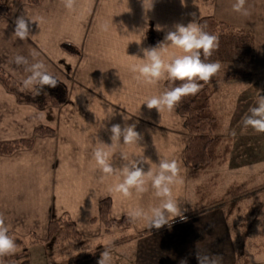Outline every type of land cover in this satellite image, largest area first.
I'll return each instance as SVG.
<instances>
[{
	"label": "crops",
	"instance_id": "0c3cea01",
	"mask_svg": "<svg viewBox=\"0 0 264 264\" xmlns=\"http://www.w3.org/2000/svg\"><path fill=\"white\" fill-rule=\"evenodd\" d=\"M229 4V0H153L151 9L146 10L142 0H76L70 12L62 0H41L39 4L18 5L12 17L0 16V68L22 84L29 73L12 59L20 54L31 60L30 53L35 50L68 90L65 105L40 109L19 102L0 82V142L35 140L32 148L0 155V215L10 233L46 239L49 222L68 214L88 241L96 238L105 245L113 264L118 260L124 264H180L184 258L188 264H197L196 252L219 256L220 264H235L233 216L227 219L225 211L217 208L178 220L197 202V182L191 179L183 158L189 139L185 117L177 107L161 113L148 109L143 104L145 98L169 89L167 79L146 85L128 67L143 59L141 49L163 42L176 24L186 26L205 16L229 24L227 16L237 14ZM246 7L248 16L260 17V0H247ZM21 15L43 18L39 24L31 23V36L23 41L13 35L14 21ZM234 16L231 28L237 20ZM104 22L110 23L108 31L101 30ZM248 25L246 28H253ZM150 35L156 37V43ZM63 43L72 44L81 54L67 52ZM169 52L182 54L174 48ZM109 109L115 112L111 119L106 117ZM133 123L142 140L106 150L117 167L125 163L122 155L129 159L144 156L151 160L150 165H143L145 171L151 167L154 173L159 159L177 160L183 183L173 187V196L182 216L170 217V226L160 229L131 220L126 229L104 233L99 219L102 199H110V217L116 220L129 217L133 208L147 210L160 203L150 182L148 191L140 195L133 192L125 198L111 191L123 177L103 174L94 161L93 152L100 142L111 146L109 129L113 124L123 128ZM38 126L50 127L55 134L36 136ZM92 262L98 264V260Z\"/></svg>",
	"mask_w": 264,
	"mask_h": 264
},
{
	"label": "clouds",
	"instance_id": "9594fccd",
	"mask_svg": "<svg viewBox=\"0 0 264 264\" xmlns=\"http://www.w3.org/2000/svg\"><path fill=\"white\" fill-rule=\"evenodd\" d=\"M146 10L151 9L153 0H142ZM247 0H235L232 4L234 12L248 16L250 12L246 7ZM63 6L68 11H73L76 0H62ZM195 16V14H193ZM43 21L42 17L29 18L21 15L14 21L15 28L13 35L23 41L31 36V23ZM112 23V22H111ZM102 31H108L109 22L101 24ZM206 25L193 21L186 26L176 24L175 29L167 32L164 41L155 47L141 49L143 59L135 55L140 62L130 64L129 71L135 74L138 81L146 85H157L161 80L167 79L175 84L164 92L146 97L143 104L148 109H156L159 113L173 111L184 97L195 95L202 87L201 83H208L215 76L220 68L219 62H206L213 52L219 47V39L216 35L207 32ZM139 43V42H138ZM169 48L181 50V55L169 52ZM39 52L33 50L30 53L31 60L20 54H16L12 62L17 66H23L24 71L29 75L22 81V90L33 91L35 95H40L45 86L57 87L58 79L52 75L45 63L39 60ZM203 55V59H202ZM115 115L113 109H109L107 118L111 119ZM125 121L129 118L123 117ZM103 126V125H102ZM243 127L251 128L256 133H264V95H260L256 106L249 109V115L243 119ZM112 141L111 146L100 142L95 148L93 158L98 168L105 175L119 174L122 181L112 186L111 191L121 194L123 197H131L133 192L137 195L148 191L150 182L154 195L160 198L158 206L149 209L136 207L129 211L128 215L132 221H144L149 229H160L165 225L170 226V217L173 219L182 216L180 204L173 196V187L183 183L180 177V165L175 159H159L158 171L153 172L151 167L145 171L144 164L151 163L146 157L129 159L123 156V163L119 167L115 166L111 157L112 153L107 148H114L120 144L135 145L142 140V135L136 131V124H126L123 128L120 124H113L109 129ZM235 135L233 131L231 133ZM121 138L123 143H121ZM17 244L3 215H0V258L15 254ZM197 264H220L219 256L195 253ZM98 264H113V257L109 250L101 253ZM180 264H188L187 258L181 259Z\"/></svg>",
	"mask_w": 264,
	"mask_h": 264
},
{
	"label": "trees",
	"instance_id": "16d2710c",
	"mask_svg": "<svg viewBox=\"0 0 264 264\" xmlns=\"http://www.w3.org/2000/svg\"><path fill=\"white\" fill-rule=\"evenodd\" d=\"M41 0H14V3L9 5L4 0H0V16L12 17L15 8L22 3L39 4ZM200 24L206 25V31L214 34L219 39V47L206 62H216L217 55H221L227 48L233 44L234 31L231 26L224 21L217 19L214 16L202 17ZM150 40L156 43V37L150 35ZM62 48L73 55H80V51L70 43H63ZM203 59V55H202ZM252 74L245 71H237L231 75H227L222 79L212 78L208 83H201L202 87L195 95L184 97L177 106L178 112L185 117V124L189 131V139L186 148L183 152V158L189 168L190 177L198 179L203 172L214 169L218 165H222L227 161L228 154L231 151L230 145L220 134L222 129V122L218 112L212 104V97L219 88V83H231L241 80H250ZM0 82L4 87L14 93L21 103H28L43 109L49 106H63L68 102V90L66 86L58 80L57 87L50 88L45 86L40 95H35L33 91L22 90V84L13 76L0 68ZM169 80L166 85L171 88L178 85ZM55 130L46 127L38 126L35 129L36 136L54 135ZM34 138L20 139L15 141L0 142V155H11L17 150L23 148H32L34 145ZM215 181H209L197 185L196 194L197 202L195 207L190 208L188 212L180 217L182 220L190 217L196 212H205L211 209H223L225 216L230 219L239 209V203L242 199H252L260 195L264 189V183L250 187L247 183H242L235 186H230L223 197H217L211 190V185ZM210 190V191H209ZM109 198L100 201V216L99 219L104 228V233H109L113 227L128 228L132 221L129 217H124L120 220L112 219L110 217ZM260 205L256 204L250 207L249 214L254 215ZM251 216L245 215V224ZM95 221V219H94ZM248 227L242 233V240L237 243V256L235 264H250V258L245 248V242L249 236ZM14 236H13V235ZM19 245L23 242V238L10 233ZM89 243L88 238L82 235L76 228L75 223L71 220L68 214H64L57 220H52L48 224V235L45 239V248L48 255H53L57 249H69L72 246L82 247L85 243ZM105 245L97 244L92 251L84 254L81 258L99 259ZM25 250L17 252L12 255L4 256L2 264H30ZM78 258H72L71 261H63L60 264H72Z\"/></svg>",
	"mask_w": 264,
	"mask_h": 264
},
{
	"label": "rangeland",
	"instance_id": "374dc122",
	"mask_svg": "<svg viewBox=\"0 0 264 264\" xmlns=\"http://www.w3.org/2000/svg\"><path fill=\"white\" fill-rule=\"evenodd\" d=\"M4 1L9 5L14 3V0ZM229 2L230 6L235 0H229ZM260 3L262 6L259 9V12L261 10L260 17H245L238 13L235 16H227L226 20H229V24L232 22L230 21L232 16L237 19L232 28L234 31L233 44L216 57V62L221 64V68L212 77L214 79H222L237 71L252 74L250 80L219 83V88L212 97V104L222 122L220 134L230 145L231 151L224 164L203 172L196 182L197 185H200L215 181L211 185V190L217 197H223L230 186L245 182L252 187L264 183V133H256L251 128L243 127V119L249 115V109L256 106L260 95H264V0H260ZM252 20L255 21V24L254 21L251 23ZM248 24H251L254 29L246 28L249 26ZM233 131L235 135L231 134ZM260 192L261 194L257 197L240 201L239 209L233 215L230 223L237 243L241 242L245 228L248 227L250 230L245 242L250 264H264V189ZM256 204L260 205L256 213L249 214L250 207ZM245 215L251 217L242 225ZM116 229L121 230L120 227H113L111 231ZM20 237L23 238V242L17 245L15 253L25 250L30 264H60L63 261H71L72 258L79 259L99 244L98 239L94 238L82 247L61 248L57 249L53 255H48L45 238L38 239L34 235ZM0 259L2 264L3 257ZM93 260L99 259L81 258L72 264H94ZM15 264H20V262H15ZM114 264L124 263L118 260Z\"/></svg>",
	"mask_w": 264,
	"mask_h": 264
}]
</instances>
